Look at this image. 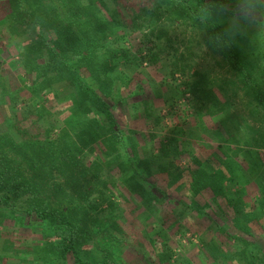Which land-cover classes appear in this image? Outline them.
<instances>
[{
  "label": "trees",
  "instance_id": "16d2710c",
  "mask_svg": "<svg viewBox=\"0 0 264 264\" xmlns=\"http://www.w3.org/2000/svg\"><path fill=\"white\" fill-rule=\"evenodd\" d=\"M113 1L0 0V42L9 32L8 38L22 45L18 58L26 86L20 90L29 95L9 97L5 119L0 117V223L11 217L16 224L36 226L41 236L30 252L21 255L20 264H68L71 260L73 264H126L118 259L123 248L129 247L122 213L105 217L107 225L100 226V214L115 206L103 188L101 193V184L107 186L105 175H113L115 168L128 177L125 182L130 193L141 198L145 209L156 210L151 199L157 194L151 190L182 206L177 218L166 207L160 214L162 226L155 232L164 235V223L169 221L166 230L174 229V236H196L197 253L205 261L213 259L211 264H264V170L259 151L264 149V127L248 123L233 128L241 130L238 142H243V147L206 149L199 142L201 134L214 133L204 123V114L220 117L227 113L225 121L229 119V97L224 96L222 102L215 89L221 93L243 91L254 109L262 107L264 111V90L258 79L261 66L255 58L247 57L236 27L230 23L232 18H244L264 25V0H148L140 5L143 12L132 17V26L122 21ZM176 26L199 30V44L208 49L217 67L227 72L224 81L212 86L208 75L199 70L176 84L174 93H189L196 105L198 124L188 125L190 132L198 131L195 147L178 136L185 134L190 108L186 103L178 105L179 98L167 103L168 113L162 117L169 119L166 126L174 115L180 117L183 125L175 135L150 131V139L140 143L133 136L136 132L127 128L132 123L131 114H127L130 98L138 96L141 89L139 85L130 87L132 73L138 69L142 73L145 62L156 61L150 44L157 48L162 41L172 42L170 32ZM132 29L143 35L135 51L128 41ZM1 64L3 100L10 96L6 94L10 87L3 81ZM191 67L175 64L172 75L179 72L186 76ZM261 68L263 71L264 66ZM20 101L24 105L17 112L11 103ZM143 105L140 117L149 121L155 111L151 112L147 102ZM157 112L161 117V110ZM261 117L256 120L264 126V114ZM158 118L152 121L155 125ZM175 122L174 127L179 124ZM220 128L222 135L229 136L224 142L232 144L231 131ZM216 136L222 139L218 132ZM203 149L206 155L198 156ZM236 158L242 166L248 164L245 182L256 185L250 199L239 178L242 167ZM184 159V164L179 163ZM163 174L169 186H178L175 193L157 188L154 178ZM148 237L156 247L162 245L153 262H191L181 256L174 259L169 237L163 242L149 233ZM217 243L230 246V256L219 253ZM3 244L0 264L15 257L14 247L7 241Z\"/></svg>",
  "mask_w": 264,
  "mask_h": 264
},
{
  "label": "rangeland",
  "instance_id": "374dc122",
  "mask_svg": "<svg viewBox=\"0 0 264 264\" xmlns=\"http://www.w3.org/2000/svg\"><path fill=\"white\" fill-rule=\"evenodd\" d=\"M147 1L148 0H115V2L113 1L114 6L112 7L118 8V11L121 13L122 21L128 26H132L134 22H132V17H134L135 14L143 12L140 11V5L146 3ZM241 1L248 2L251 0ZM1 11L2 9L0 8V16L2 14ZM254 20H257V17ZM138 22L139 20L137 21V23ZM254 22L256 21L247 20L244 18H232L230 23L233 27H236L235 34H237V37H239L238 39L240 40L242 49L247 52V57L255 58L256 61L258 60V63L262 67L264 66V25L258 26L254 24ZM10 34L8 32V36L6 34V36L2 38L4 41L0 42V61L2 63V74L5 77L3 81L7 83L8 87H10L9 89H7L6 93L10 94V96L5 95L3 100L0 99V117L2 119H5L6 116L4 114V107L5 103H8V100H10L9 97H14V94H16V96L28 95L26 93V90H20V88H24L26 86V84L22 81L21 76L22 74L24 75V72L20 67L21 64L18 58V53L22 50V45L18 41L8 38L10 37ZM170 34L171 38L174 39L172 40V42L162 41L159 43V47L157 48V45L152 43L150 44L151 47L155 48L154 53L158 57L156 61L152 62V64H150V62H145L141 68L142 73H139V69L137 70V72L132 73L133 81L130 84V87L136 89V87L139 85L141 89L138 96L130 98L131 105L127 114H129V117L131 114L130 120L132 121V123L131 125L128 124L127 128L129 129L128 132H136L135 134H133V136L140 143L147 142L150 139V131L155 132L157 135L161 136L175 135V133L179 132V128L177 127H182L183 125L180 117L174 115L172 120H170V124L168 126H166L165 121H168L169 119L167 120L166 117L162 120V117H164V115L168 113L167 103L171 102L172 98H179L178 105H181L182 107L186 103L190 108L189 115L187 117L188 122L186 125L184 124L185 134L178 133V136H180L182 139L184 138L186 140H190L195 147L197 146L196 143L198 142V131L192 130L190 132V130L188 129V125L191 126L192 122H196V120L198 122V117L196 116L195 112L196 105L194 106L191 95L189 93H186L184 95H176L174 93L175 89H177L176 84H181L187 77H191L192 73L199 70L208 75V79L212 82V86L213 82L220 83L221 81H224L226 79L227 72L225 70H220L217 65L210 59L211 56L209 55L208 49L199 44V41L202 40L199 30H192L190 28H187L186 26H176L174 27V31H171ZM142 37V31L133 30L131 35H129L128 37L131 49L135 51V49L139 47ZM175 64H177L179 67L183 66V64H187L189 66L191 65L192 70L191 72L187 70L186 76H184L183 73L181 74L179 72H177L175 76H173L172 70ZM261 67H259L261 75L258 76V79L262 82V88L264 90V69L262 71ZM182 90L183 86L180 87V92ZM215 91L222 102L224 101V96L229 97V102L231 104V106H227V112L230 113L229 119H226L225 121V118L228 117L227 113L226 116L223 114L220 117H211L204 114V116L202 117L204 123L208 127H211L212 131L216 134L214 135L213 132V135L211 133H204L205 135L201 134L202 137L201 141L199 142L202 143V145L205 146L206 149H211V146L214 147L220 145H225V147L230 146L233 148H236L237 146L243 147L244 143L238 142L239 133L241 130L239 132L236 130L235 132L233 128L240 126L242 128L248 123H250L251 125L253 124L256 127H264L261 126V122H259V120H256L260 119V115H262L263 117L264 111L261 110L262 107L254 109L253 106L249 104V97L243 91H238L237 94L229 90H227V93L218 92V89H215ZM136 102L137 104L139 103L138 108L135 107ZM145 102H147V106L151 108V112H155L151 116V118H149V121L143 122V118H141L140 116H142V113L145 110L143 105V103ZM256 104L259 106L258 103H255L254 105ZM23 105L24 103L21 101L16 105L11 103V106H13L17 110V112L21 111ZM211 105L212 107L214 106V104ZM158 109L162 112L161 117L159 118L157 112ZM262 117L261 119H263ZM156 118L159 119V123L155 125L152 121ZM172 121L179 122L178 126H172ZM234 122H236L237 124H235ZM146 124H150V127H144L143 129L140 128L142 125L146 126ZM197 124L195 125V127L197 126ZM238 124L241 125L238 126ZM130 127L133 129H130ZM216 127H218L217 129L220 130V127L228 128V132L230 133L231 131L229 135L232 141L233 139H235V141L232 144H230L229 142H224L225 139H227L229 136L222 135L220 130H217V132L218 136L222 137V139H218V137L216 136ZM206 149H203V151L199 152L198 156H200L203 152L206 155ZM259 151L263 158L262 160H260V167L264 170V167L262 166L264 165V149ZM236 159V163H238L242 167V171L239 172V178L243 183H245V187H247L248 189L247 199H250V197L253 196L252 193L254 194V192L257 191L256 185L254 184V182H245V171L249 170L248 164L242 166L241 163L243 162L241 161V159ZM185 161L186 159H184L183 161H179V163L184 164ZM115 169L116 170L113 175L108 174L110 177H107V175H105V180H107L108 182L107 186L101 184V193L103 188L104 193L106 195H109L110 199L114 200L115 206L114 208L108 209L107 211H104L100 214V217L103 220V223H101L100 226L107 225V223L105 222V217L115 216L118 214L121 215L122 213L124 219H122L124 223L123 225L128 233L127 245L129 246L128 248H123V251L118 254L120 255L118 259H120L122 263L161 264L153 262L151 260L156 256V252H159L162 249V245H158V247H156L153 244V240H149V233L159 242H163L166 239V236L167 238L169 237L168 243L173 249L174 259L177 260V258L181 256V258L190 260L191 262L189 264H211L210 262L213 259H208L205 261L204 257L200 255L201 253H197L198 249H196L195 245H199V238H196V236L189 235L186 238H180L177 235L174 236L173 228V230H166L169 227V221L167 223H164V227L166 228L164 229V235L166 236L158 231L155 232V230L161 228L162 226L160 224V222L162 221L160 217L162 216V212H165L164 209L168 207V211L170 212V214H173V217L177 218V216L180 217V213L182 212L180 210L182 208L181 205H177L176 203H174L173 199L169 197L168 200L164 197L163 194H161V192L159 193V191L157 190H151V192L157 194L156 199H151L152 206L156 210L154 213L151 209H145V207L142 206L140 200L141 198L130 193L131 190L125 182L128 177H123V175L119 174L120 172L118 168ZM166 177L167 176L163 174L161 175V177L154 178L157 184V188L159 187L167 193L168 191H172L175 193L178 186L176 184L173 186H169L168 177ZM104 207H106V205ZM39 240H41V236L39 235V231L36 226H30L27 224L19 225L16 224V222L11 217L6 218L2 223H0V249L4 247L3 243L5 241L9 242L10 245L14 247L12 252L15 253V257L6 258L1 262V264H20L21 255H23L25 251H29L31 249L30 247L33 246V244L37 243ZM138 242L143 245H138ZM215 247L217 251H219V253L224 254V257H227L228 254L230 256V246H226L225 244H218V246ZM194 250H196L195 253ZM134 251L142 253L135 254ZM67 263L73 264L72 260L68 261ZM182 264L187 263L184 261V263Z\"/></svg>",
  "mask_w": 264,
  "mask_h": 264
}]
</instances>
